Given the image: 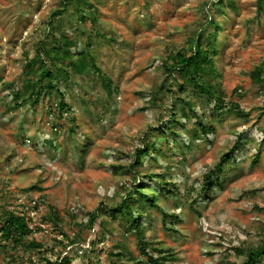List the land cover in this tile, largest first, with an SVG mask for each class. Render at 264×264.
I'll return each mask as SVG.
<instances>
[{"label": "rangeland", "instance_id": "374dc122", "mask_svg": "<svg viewBox=\"0 0 264 264\" xmlns=\"http://www.w3.org/2000/svg\"><path fill=\"white\" fill-rule=\"evenodd\" d=\"M89 1L95 24L76 21L74 5L62 21L66 28L78 26L76 45L90 44L113 94L97 79L72 76L60 84L70 109L61 113L57 96L17 108L11 93L22 89L37 44L66 0H0V221L7 212L24 216L32 230L26 239L43 246L26 251L0 237V264H47L65 255L71 264H151L128 225L106 215L90 228L87 216L120 203L134 183L157 190L144 177L151 173L175 186L160 192L158 203L179 216L167 219L173 231L164 228L159 211L145 217L151 255L164 254L166 264H242L236 249L256 247L264 238V92L251 80L264 65V7L258 14L257 0ZM216 29L213 83L226 104H238L247 116L212 118L207 124L216 131L208 138L194 140L192 115L173 127L181 139L170 130L160 134L184 100L211 114L204 98L179 91L175 83L182 81L172 80L163 61L190 55V40L200 32L209 46ZM50 32V40H58V31ZM239 135L242 144L222 187L214 183L203 194L205 174ZM148 142L155 149L136 173L130 166Z\"/></svg>", "mask_w": 264, "mask_h": 264}, {"label": "trees", "instance_id": "16d2710c", "mask_svg": "<svg viewBox=\"0 0 264 264\" xmlns=\"http://www.w3.org/2000/svg\"><path fill=\"white\" fill-rule=\"evenodd\" d=\"M74 5L76 21L80 23L90 21L91 24L96 23V16L91 11L93 5L89 0H66V4L58 14L53 15V20L56 16L59 18L56 20V25L51 21L49 23V30L44 38L38 42L35 56L29 61L27 71L24 75V84L22 89L16 92H12V99L14 105H18L17 108H23L27 105L38 103L41 99L56 97V107L60 112L69 111L68 104L66 103L65 93L60 90V84L70 83L72 76H79L87 79L88 81L99 80L103 90L109 95L113 94V82L103 70L96 64L95 57L90 50V44L88 43L84 47H78L74 40L73 33L78 31V26L75 28L69 23V27L66 28L62 21L64 12H68V8ZM258 14L263 12L264 0H257ZM70 20V19H69ZM72 21V19H71ZM212 24L214 23L211 20ZM66 28V30H65ZM57 30L59 38L54 42L50 40V31ZM218 29L209 34L211 42L209 46H204L205 36L203 32H200L190 40V46L193 51L190 55L176 53L170 55L163 61L166 72L176 81L178 78L182 82H176L175 85L183 94H188L189 91L196 94V96L204 98L207 107L211 108V114H203L201 107L193 100H184L185 106L171 115L162 128L159 130L160 134L165 135L167 131L181 139L180 133L173 131L174 125H180L183 121H191V115L196 120L198 131L194 129V140H198L201 134H204L207 138L209 135L215 133V128L212 124H207L212 118L221 117V115L235 114L239 118L247 116L236 103L226 104L223 93L218 89L213 82L217 75V69L215 66V57L217 52L215 51V38L217 36ZM171 61L172 64L167 62ZM251 80L255 85H258L264 92V65H260L251 73ZM168 88L166 91H170V82H167ZM162 90H165V86ZM164 92V91H162ZM152 104L155 105V100H152ZM175 143H177L175 141ZM242 144V136L239 135L238 142L226 153H224L219 162L214 166L212 170L207 172L204 176L203 194L211 185L216 183L218 187H222L223 179L226 171V167L230 164L234 158L235 153L239 150V145ZM155 149V144L152 142L145 143L142 148L136 152V157L132 167L133 171L138 172V168L143 164V156H150ZM260 158L259 153L256 155V161ZM255 161V162H256ZM122 167H117L121 169ZM129 174H132L131 170H127ZM229 171V170H228ZM159 174L151 173L144 177L150 182H155L159 187L157 190H151L148 185L139 182V184H132L130 190L124 196L120 203L111 208H103L101 213L100 209L96 212L88 213L90 228H93L97 220L103 217L106 221V215H110L113 219H119L125 225H128V230L135 233L138 240L140 250L143 254L148 256V263L151 264H166L168 260L167 256L160 255L156 258L151 255L147 250L149 242L146 241L145 233L146 227L144 226V219L149 215L152 210L159 211L162 217V223L164 228L173 231V228L169 225L167 219L178 220V215H170L166 213L158 203V194L164 191L169 193L173 192V184H167L162 180H158ZM150 190H146V189ZM175 189V186H174ZM177 189V188H176ZM52 216V215H51ZM55 218L52 216V219ZM57 221V218H55ZM59 221V220H58ZM172 224V223H171ZM32 235V230L29 228L27 220L24 216L15 215L13 212H7L4 214L0 221V237L4 241L5 245L8 243L16 247H24L26 251L31 249H41L43 246L35 240L28 241L26 238ZM67 237L65 233L62 234ZM93 244V243H92ZM94 245V244H93ZM159 250V254H161ZM236 254L239 258L244 259L242 264H258L264 259V238L260 244L256 247H249L244 249H236ZM122 253H117L116 257L121 258ZM131 260V258H129ZM72 260L68 255L60 256L56 261L51 262L47 260V264H71ZM138 262H134L137 264Z\"/></svg>", "mask_w": 264, "mask_h": 264}]
</instances>
